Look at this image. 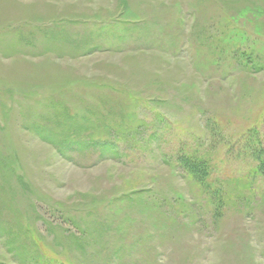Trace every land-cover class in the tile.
Segmentation results:
<instances>
[{"label":"rangeland","instance_id":"374dc122","mask_svg":"<svg viewBox=\"0 0 264 264\" xmlns=\"http://www.w3.org/2000/svg\"><path fill=\"white\" fill-rule=\"evenodd\" d=\"M258 158L264 0H0V264H264Z\"/></svg>","mask_w":264,"mask_h":264},{"label":"trees","instance_id":"16d2710c","mask_svg":"<svg viewBox=\"0 0 264 264\" xmlns=\"http://www.w3.org/2000/svg\"><path fill=\"white\" fill-rule=\"evenodd\" d=\"M180 157V162L182 165L187 167L191 172L192 176H195L199 179V182L204 183V176L207 174V163L206 161L198 158H193L189 155H181ZM260 161V164L262 167H264V158H258Z\"/></svg>","mask_w":264,"mask_h":264}]
</instances>
